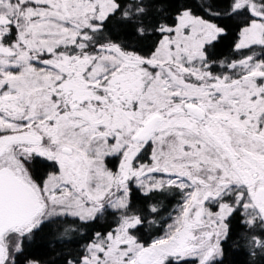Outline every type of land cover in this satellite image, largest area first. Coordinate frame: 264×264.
<instances>
[{"label":"snow or ice","instance_id":"obj_1","mask_svg":"<svg viewBox=\"0 0 264 264\" xmlns=\"http://www.w3.org/2000/svg\"><path fill=\"white\" fill-rule=\"evenodd\" d=\"M150 5L0 0V264H39L37 230L109 208L116 227L63 264H222L233 220L264 253V0H177L171 23ZM234 30L240 58L214 59ZM172 190L176 215L143 242L159 208L133 192Z\"/></svg>","mask_w":264,"mask_h":264},{"label":"trees","instance_id":"obj_2","mask_svg":"<svg viewBox=\"0 0 264 264\" xmlns=\"http://www.w3.org/2000/svg\"><path fill=\"white\" fill-rule=\"evenodd\" d=\"M193 6L196 14H202L200 5L203 0H186ZM219 8H223L226 0H212ZM177 0H151L149 11L152 16H157L160 9L165 11L161 14L167 17L169 23L172 22L174 16L173 5ZM234 20L231 23H238ZM155 39V37H153ZM235 42V30L229 32L214 49V59H238L240 54L233 49ZM259 52V49H257ZM38 171H43L37 168ZM182 200L181 194L178 190L165 191L163 193H156L152 198L145 199L139 192L134 191L131 197L133 208L143 209L147 211L149 204H156L159 208V214L156 216H148L149 220H155L154 226L145 228L136 232L141 240L145 243L151 242L157 236H160L166 230L171 217L175 211L176 206ZM117 213L113 209H106L103 214L99 215L96 220L87 225H81L79 222L72 224L71 218L67 222L58 221L56 223H48L37 230L33 236L24 242L25 255L29 259L39 261V264H63L65 257L71 258L82 255L83 246L91 239L97 232H107L115 227L117 224ZM74 227L79 230L75 234H70L69 237H62L60 234L64 231L65 227ZM232 232L230 237L224 242L223 249L224 255L222 264H264V253L257 252L252 255L244 239V230L241 225L236 221H232ZM23 257L17 258V264Z\"/></svg>","mask_w":264,"mask_h":264},{"label":"rangeland","instance_id":"obj_3","mask_svg":"<svg viewBox=\"0 0 264 264\" xmlns=\"http://www.w3.org/2000/svg\"><path fill=\"white\" fill-rule=\"evenodd\" d=\"M110 166H111V165H110ZM178 206H179V204L176 206V209L178 208ZM109 209H110V208H109ZM116 215H117V218H116V219H117V221H118L119 213H117ZM175 215H176V211H175V213H174L171 217H174ZM171 222H172V221L169 219L168 224H170ZM168 224H167V225H168ZM116 225H117V224H116ZM116 225H115V227H116ZM115 227H114V228H115ZM166 228H167V227H166Z\"/></svg>","mask_w":264,"mask_h":264}]
</instances>
